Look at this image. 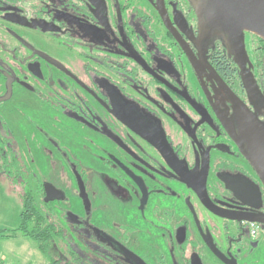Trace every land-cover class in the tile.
<instances>
[{
  "label": "flooded vegetation",
  "instance_id": "flooded-vegetation-1",
  "mask_svg": "<svg viewBox=\"0 0 264 264\" xmlns=\"http://www.w3.org/2000/svg\"><path fill=\"white\" fill-rule=\"evenodd\" d=\"M227 19L0 0V171L85 260L264 264V38Z\"/></svg>",
  "mask_w": 264,
  "mask_h": 264
},
{
  "label": "rangeland",
  "instance_id": "rangeland-1",
  "mask_svg": "<svg viewBox=\"0 0 264 264\" xmlns=\"http://www.w3.org/2000/svg\"><path fill=\"white\" fill-rule=\"evenodd\" d=\"M12 177L5 171H0V253L8 264H49V258L38 248L36 242L17 228L22 196ZM31 185L41 204L36 182H31Z\"/></svg>",
  "mask_w": 264,
  "mask_h": 264
},
{
  "label": "trees",
  "instance_id": "trees-1",
  "mask_svg": "<svg viewBox=\"0 0 264 264\" xmlns=\"http://www.w3.org/2000/svg\"><path fill=\"white\" fill-rule=\"evenodd\" d=\"M13 183L22 196L17 228L36 242L38 248L49 258V264H93L83 258L74 238L64 235L48 220L46 212L40 208L31 190H22L15 180Z\"/></svg>",
  "mask_w": 264,
  "mask_h": 264
},
{
  "label": "water",
  "instance_id": "water-1",
  "mask_svg": "<svg viewBox=\"0 0 264 264\" xmlns=\"http://www.w3.org/2000/svg\"><path fill=\"white\" fill-rule=\"evenodd\" d=\"M215 15L264 38V0H211ZM227 19V20H228ZM254 161L253 156L250 155Z\"/></svg>",
  "mask_w": 264,
  "mask_h": 264
},
{
  "label": "built area",
  "instance_id": "built-area-1",
  "mask_svg": "<svg viewBox=\"0 0 264 264\" xmlns=\"http://www.w3.org/2000/svg\"><path fill=\"white\" fill-rule=\"evenodd\" d=\"M0 264H8L0 257Z\"/></svg>",
  "mask_w": 264,
  "mask_h": 264
},
{
  "label": "crops",
  "instance_id": "crops-1",
  "mask_svg": "<svg viewBox=\"0 0 264 264\" xmlns=\"http://www.w3.org/2000/svg\"><path fill=\"white\" fill-rule=\"evenodd\" d=\"M0 257L6 262V259L4 258V256L0 253Z\"/></svg>",
  "mask_w": 264,
  "mask_h": 264
}]
</instances>
